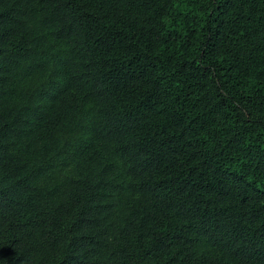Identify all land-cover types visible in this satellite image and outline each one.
Here are the masks:
<instances>
[{"label": "trees", "instance_id": "1", "mask_svg": "<svg viewBox=\"0 0 264 264\" xmlns=\"http://www.w3.org/2000/svg\"><path fill=\"white\" fill-rule=\"evenodd\" d=\"M0 264H264V0H0Z\"/></svg>", "mask_w": 264, "mask_h": 264}]
</instances>
